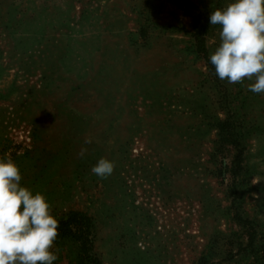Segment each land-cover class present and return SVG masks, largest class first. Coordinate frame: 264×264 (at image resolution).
I'll return each mask as SVG.
<instances>
[{
    "label": "rangeland",
    "instance_id": "obj_1",
    "mask_svg": "<svg viewBox=\"0 0 264 264\" xmlns=\"http://www.w3.org/2000/svg\"><path fill=\"white\" fill-rule=\"evenodd\" d=\"M230 2L0 0V157L101 264H264V93L209 62Z\"/></svg>",
    "mask_w": 264,
    "mask_h": 264
},
{
    "label": "clouds",
    "instance_id": "obj_2",
    "mask_svg": "<svg viewBox=\"0 0 264 264\" xmlns=\"http://www.w3.org/2000/svg\"><path fill=\"white\" fill-rule=\"evenodd\" d=\"M209 24L220 26V43L209 57L216 76L229 84L248 79L253 81L248 91L264 93V0H231L210 12ZM113 170L114 163L106 158L91 168L100 178ZM21 180L16 163L0 157V264H55L58 221L45 196L22 186Z\"/></svg>",
    "mask_w": 264,
    "mask_h": 264
},
{
    "label": "trees",
    "instance_id": "obj_3",
    "mask_svg": "<svg viewBox=\"0 0 264 264\" xmlns=\"http://www.w3.org/2000/svg\"><path fill=\"white\" fill-rule=\"evenodd\" d=\"M199 51L204 52L205 46L199 43ZM239 161V154L236 155ZM58 221V238L71 242L75 246V259L77 264H101L100 261L92 255L89 240L88 219L78 213L69 215L66 219Z\"/></svg>",
    "mask_w": 264,
    "mask_h": 264
}]
</instances>
